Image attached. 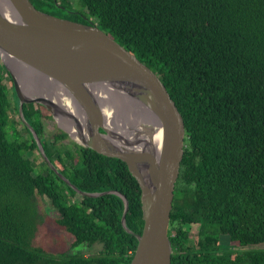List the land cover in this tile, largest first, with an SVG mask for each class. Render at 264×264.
Instances as JSON below:
<instances>
[{
    "label": "trees",
    "instance_id": "obj_1",
    "mask_svg": "<svg viewBox=\"0 0 264 264\" xmlns=\"http://www.w3.org/2000/svg\"><path fill=\"white\" fill-rule=\"evenodd\" d=\"M30 1L107 31L159 75L181 111L186 138L169 229L172 264H264V0H79L84 14L70 0ZM17 102L0 59V264H129L138 240L122 224L123 200L82 195L46 161L38 165L29 156H41L36 141L15 124ZM34 105H25L28 119ZM41 138L81 190L125 194L128 226L142 232L141 188L126 162L66 145L64 137ZM37 196L51 200L72 252L33 243ZM188 224L198 226L194 244ZM84 244L101 249L85 254Z\"/></svg>",
    "mask_w": 264,
    "mask_h": 264
},
{
    "label": "water",
    "instance_id": "obj_2",
    "mask_svg": "<svg viewBox=\"0 0 264 264\" xmlns=\"http://www.w3.org/2000/svg\"><path fill=\"white\" fill-rule=\"evenodd\" d=\"M0 59L58 176L82 195L123 200L122 224L138 240L129 264H172L169 229L186 126L159 75L96 23L51 14L30 0H0ZM31 102L46 106L79 145L126 162L141 188V233L128 226L125 194L83 191L59 172L25 120L23 106Z\"/></svg>",
    "mask_w": 264,
    "mask_h": 264
},
{
    "label": "rangeland",
    "instance_id": "obj_3",
    "mask_svg": "<svg viewBox=\"0 0 264 264\" xmlns=\"http://www.w3.org/2000/svg\"><path fill=\"white\" fill-rule=\"evenodd\" d=\"M70 1L74 6H77L75 8L76 10L82 12L83 14L86 12L82 8V4L78 2L79 0ZM29 156L33 157L35 159L34 161L38 165L42 166V158H40V155L35 152H29ZM36 200L40 216L37 222V230L33 237V243L55 253L66 251L72 252L73 238L65 231L60 229L56 224L55 218L58 217V213L57 210L52 206L51 200L47 196H37ZM186 228L190 231L191 243L194 244V241H196V235L198 233V226H192L188 224L186 225ZM100 249L101 244H95L92 246H87L84 244L83 246L79 247V250L85 254H94Z\"/></svg>",
    "mask_w": 264,
    "mask_h": 264
},
{
    "label": "flooded vegetation",
    "instance_id": "obj_4",
    "mask_svg": "<svg viewBox=\"0 0 264 264\" xmlns=\"http://www.w3.org/2000/svg\"><path fill=\"white\" fill-rule=\"evenodd\" d=\"M65 13V12H64ZM33 104H35L33 106V111H32V117L29 119L26 117L25 115V105L29 104V103H25L23 106V114L25 117V120L34 128V130L36 131L37 135L41 138V137H51L52 142H56L58 137H64L61 139V141L66 144V145H73V139L70 138V136L67 134V136H64L62 134L61 131H63L57 124V122L55 121V119L53 118L52 113L49 111V109L37 102H31ZM17 110H13V113L15 115V118H17L19 120V122H16L15 124L18 126V130L21 133V137H33L34 138V134L33 132L30 130L29 126L27 125V123L24 121L22 115H21V111H20V103L19 101L17 102ZM34 121L35 125L40 128V133H38V131L36 130V126L34 124H32V122L30 121ZM26 125V127L28 128V131L25 130L23 125ZM65 132V131H63ZM66 133V132H65ZM26 141L28 140V138H24ZM35 140V139H34ZM41 141L43 143V139L41 138ZM75 142V141H74ZM30 144L31 141L29 142ZM76 143V142H75ZM39 148V147H38ZM74 149L76 150V148L74 147ZM40 150V149H39ZM32 151V150H30ZM33 152V151H32ZM41 153V151H40ZM40 158H42V162L43 160L47 162V160L44 158V156L41 153ZM52 161V160H51ZM48 163V162H47ZM53 163V161H52ZM43 164V163H42ZM49 164V163H48ZM54 164V163H53ZM55 165V164H54ZM56 166V165H55ZM51 167V166H50ZM57 167V166H56ZM52 168V167H51ZM54 170V169H53ZM60 172V171H59Z\"/></svg>",
    "mask_w": 264,
    "mask_h": 264
}]
</instances>
